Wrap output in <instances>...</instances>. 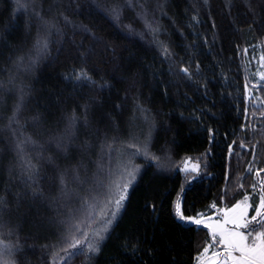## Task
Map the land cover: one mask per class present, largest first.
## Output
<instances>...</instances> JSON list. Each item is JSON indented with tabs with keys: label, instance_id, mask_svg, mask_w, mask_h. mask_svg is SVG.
I'll list each match as a JSON object with an SVG mask.
<instances>
[{
	"label": "trees",
	"instance_id": "1",
	"mask_svg": "<svg viewBox=\"0 0 264 264\" xmlns=\"http://www.w3.org/2000/svg\"><path fill=\"white\" fill-rule=\"evenodd\" d=\"M263 45L264 0H0V264H196L260 199Z\"/></svg>",
	"mask_w": 264,
	"mask_h": 264
},
{
	"label": "rangeland",
	"instance_id": "2",
	"mask_svg": "<svg viewBox=\"0 0 264 264\" xmlns=\"http://www.w3.org/2000/svg\"><path fill=\"white\" fill-rule=\"evenodd\" d=\"M263 56L257 61V69L258 71V79L264 81V45H263ZM180 171L183 173L195 174L198 171V166L194 162L186 161L180 168ZM259 184L261 188V195L259 202L255 209L253 210V203L250 197L244 198L242 201L235 204L233 207L229 209H214L213 214L211 215H203L197 214L196 216L185 218L187 222H192L200 225H204L208 227L211 231L213 237L214 228L220 224L229 230H234V226L231 223L224 224L225 220H231L233 217L239 216L240 213H245V219L250 221L247 228H241L239 231L245 235L248 234L250 229L256 228L264 231V227H262V223L264 222V208L261 207L262 201H264V175L259 177ZM179 205V203H178ZM239 205V207H236ZM181 208V203H180ZM233 209H235L233 211ZM257 209H260L258 212ZM253 210V211H252ZM255 216L256 220H252V217ZM179 218V215H178ZM256 224V227L254 226ZM254 226V227H253ZM256 233H253L252 236L248 237L247 243H251L254 239ZM219 235L213 238L215 245L207 244L205 249L201 252V255L196 264H224V258L226 257V252L222 244L219 243ZM234 256H238L239 253H233Z\"/></svg>",
	"mask_w": 264,
	"mask_h": 264
},
{
	"label": "snow or ice",
	"instance_id": "3",
	"mask_svg": "<svg viewBox=\"0 0 264 264\" xmlns=\"http://www.w3.org/2000/svg\"><path fill=\"white\" fill-rule=\"evenodd\" d=\"M116 19L119 18L117 15ZM86 76L87 74H82ZM80 77H77L79 79ZM0 87H3L0 84ZM19 107V106H18ZM31 178V177H30ZM126 192L127 189L125 188ZM125 195H121L119 199L115 201L117 209L122 207V201L125 199ZM247 199V197H246ZM8 207L6 200L3 196H0V220H2L4 211ZM236 207H239L237 205ZM261 207L264 208V201H262ZM235 209H233L234 211ZM259 212L260 209H257ZM116 212L112 213V217L116 216ZM183 218V217H182ZM252 220H256L253 216ZM231 223L234 226V230H229L223 225L218 224L213 230V238L218 234L220 239L219 243L223 245L226 257L224 258V264H264V231L260 229H250L248 234L245 235L239 231L241 228H247L250 221L245 219V213H240L239 216L233 217L231 220H225L224 224ZM262 227H264V222ZM207 226V225H206ZM256 233L251 243H247L248 237ZM100 239H103L101 237ZM76 247V245H73ZM90 250L95 253L99 251V245H94ZM233 253H239L238 256H234Z\"/></svg>",
	"mask_w": 264,
	"mask_h": 264
},
{
	"label": "water",
	"instance_id": "4",
	"mask_svg": "<svg viewBox=\"0 0 264 264\" xmlns=\"http://www.w3.org/2000/svg\"><path fill=\"white\" fill-rule=\"evenodd\" d=\"M212 241H213V244H215V242H214V240L212 239Z\"/></svg>",
	"mask_w": 264,
	"mask_h": 264
}]
</instances>
